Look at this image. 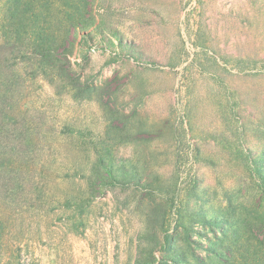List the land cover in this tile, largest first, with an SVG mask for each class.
I'll use <instances>...</instances> for the list:
<instances>
[{
	"label": "rangeland",
	"instance_id": "rangeland-1",
	"mask_svg": "<svg viewBox=\"0 0 264 264\" xmlns=\"http://www.w3.org/2000/svg\"><path fill=\"white\" fill-rule=\"evenodd\" d=\"M43 1L0 0V40L76 26L14 61L0 264H225L260 236L264 0Z\"/></svg>",
	"mask_w": 264,
	"mask_h": 264
},
{
	"label": "trees",
	"instance_id": "trees-1",
	"mask_svg": "<svg viewBox=\"0 0 264 264\" xmlns=\"http://www.w3.org/2000/svg\"><path fill=\"white\" fill-rule=\"evenodd\" d=\"M14 1L13 10L16 13L20 0ZM51 1L53 0L43 1L47 13H49L47 6L51 4ZM79 1L70 0L69 3L72 4V7H75V5L78 6ZM74 10L75 14L79 15L78 8ZM39 15L40 13L35 15V20L29 26L15 25L11 37L8 38L7 36L0 40V140L6 134L5 129H7L11 120L9 117L11 108L6 103L11 98L9 93L15 82L13 65L16 58L36 61L37 67L44 71L53 66L51 63H53L54 56L57 53L60 40L58 35L64 34L68 37L76 28L72 24L69 27L39 26L36 21ZM9 82L11 83L7 87L6 85ZM256 193L261 195L260 200H262L264 197V180L257 185ZM0 196H2L1 185ZM3 213H5V210L0 211V233L5 224ZM162 239L164 240L163 243L167 244L168 236H163ZM227 255L225 264H264V231L261 232L260 236L249 231L242 249L229 250ZM153 263V260L149 261V264Z\"/></svg>",
	"mask_w": 264,
	"mask_h": 264
}]
</instances>
